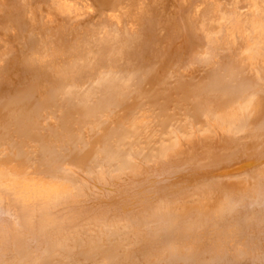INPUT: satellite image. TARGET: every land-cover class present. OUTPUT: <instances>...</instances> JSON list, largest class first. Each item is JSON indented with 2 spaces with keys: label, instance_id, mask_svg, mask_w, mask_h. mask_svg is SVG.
Segmentation results:
<instances>
[{
  "label": "bare ground",
  "instance_id": "obj_1",
  "mask_svg": "<svg viewBox=\"0 0 264 264\" xmlns=\"http://www.w3.org/2000/svg\"><path fill=\"white\" fill-rule=\"evenodd\" d=\"M0 264H264V0H0Z\"/></svg>",
  "mask_w": 264,
  "mask_h": 264
}]
</instances>
